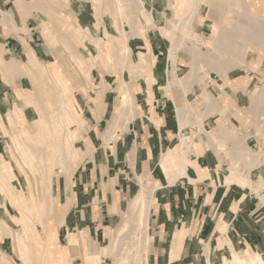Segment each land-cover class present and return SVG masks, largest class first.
<instances>
[{
    "label": "crops",
    "instance_id": "0c3cea01",
    "mask_svg": "<svg viewBox=\"0 0 264 264\" xmlns=\"http://www.w3.org/2000/svg\"><path fill=\"white\" fill-rule=\"evenodd\" d=\"M22 3L23 9H19V4ZM37 3L39 0H0V11L1 8L10 11L17 28L16 31L12 27L11 31L0 18L1 60L17 58L15 61L21 64L23 61L18 57L30 48L38 52L41 60L56 63L47 60L42 33L33 21L37 13ZM72 10L78 11L75 6ZM133 40L135 51L144 50L153 68V71L150 70L151 75L144 76L149 79L128 87V92L132 91V95L135 96L132 108L134 111L139 110L135 111L134 117L130 115L129 107H121L123 121L122 124L119 123L117 131L115 130V136L112 134L108 122L111 121L117 104L122 99L118 86L122 82L127 84L123 73L122 76L120 74L117 76L94 68L91 71L93 85L89 97L85 99L81 97L79 101L75 99L76 108L82 111L84 125L87 128L81 147L82 155L85 157L75 169L69 186L59 182L58 189L56 187L60 203L66 208V217L71 214L68 217L71 226H76L75 224L80 222L84 224L83 229L88 230L96 240L100 236L104 237L109 230L112 231L118 225L128 202L137 196L138 180L151 177L150 183L154 186V192L149 200L152 213L150 236L156 250L150 264H212L209 258H203L202 255L211 251L217 257H222L228 248L225 239L231 244L230 252L232 249L236 251L237 246L251 247L264 261V205L256 203L248 192L238 187L237 183L229 185L224 183V175L220 174L219 167L224 169L229 163L225 161V156L217 151L221 142L225 143L231 151V158L237 161L243 157L238 152L241 148L247 150L254 146V137L246 136L253 133V126L244 121L242 116H238V107L240 105L243 107L238 96L249 100L250 90L234 91L231 96L229 94L230 98L226 99L224 94L228 93L230 87L225 86L226 88L215 92L218 101L213 108L220 110L230 101L234 103L228 107V123L225 125L218 118L220 113L208 114L212 108L208 106L206 107L208 110L201 111L207 113V115L203 113L202 117L205 115V118L201 121L202 117L198 120L196 113L187 108L189 112L185 110V116L186 113L189 114L184 116L186 119L184 123L183 116L180 117L183 121L178 120L179 116L174 110L172 98L174 99L175 92L163 89L164 81H167L166 76L160 75V71L156 69L160 66L162 53L157 54V46L152 41ZM11 76L17 79L16 84L5 83L0 68V96L4 94L11 96L16 93L18 95L20 90H27L22 87L27 77L16 73H12ZM28 80L30 84L31 79ZM197 85L189 87V90H192L187 93H191L187 95L185 93L186 105V102L193 101V93L198 92ZM30 88L31 86L28 87ZM223 101L226 105H222ZM247 103L249 105H244L243 112L249 115L245 109L250 108L251 104L249 101ZM16 106L19 107L18 104ZM197 115L199 116L198 113ZM126 117H130L127 123ZM214 117L217 119L211 120ZM219 125L223 127L224 133L218 135L217 141H221L218 144L209 141L204 134L217 130ZM107 126L110 128L107 129ZM195 134L203 137L197 138L194 142L196 144L190 145L185 155V164L192 171L193 180L185 176L175 179L176 160L181 159L179 137ZM2 143L0 139V157H5ZM5 245L7 243L0 240L1 255H3L1 247ZM221 259L223 261V257Z\"/></svg>",
    "mask_w": 264,
    "mask_h": 264
},
{
    "label": "rangeland",
    "instance_id": "374dc122",
    "mask_svg": "<svg viewBox=\"0 0 264 264\" xmlns=\"http://www.w3.org/2000/svg\"><path fill=\"white\" fill-rule=\"evenodd\" d=\"M144 1L146 3L147 9L150 11L154 26L149 30L150 32L146 31V38L141 37V38H137L136 40L139 41V40L145 39L147 41H152L155 44V46H157V49H158L157 54L158 53H162V54L160 56V66L156 67V69H158L160 71V73H161L160 75L166 76V80L168 78L167 81H164L165 85H163V89H165V90L167 89L166 91H168V92L171 89L173 92H175L174 93L175 95L182 96V98L185 101V97H184L185 94L184 93H185V90H187L186 88L190 85V83H189V81H187L189 84L187 82H185V84L187 86L182 88V89H179L181 87L175 86V85H173V87L169 86V83L170 82L172 83V80H173L171 72L175 71L177 78H179V79L185 78V80H186V78L191 73L190 71L192 70L190 63L193 62V55L190 53L189 49L194 48V46H196L197 50L205 51V49L202 48V46L200 44L193 45L189 41V39L187 37H189L190 35H188V33L189 32L190 33L196 32L197 36H202L203 39H209L213 42V40L210 39L211 38L210 37V35H211L210 26L212 25L215 28L220 26V21L218 19L220 14L218 12H214L211 14L212 18H215L214 23L212 21L211 22L207 21V19H208L207 16L210 14V12H209L210 8L207 6H203L200 9V12H199L200 16H199V19L197 20V22H194L191 25V29H189V30L186 29L187 31L185 30V33H187L185 37L183 34L179 33L178 31L176 32L175 36L177 39H183V38L185 39L183 41L184 42L183 46L185 48H183V46H182L180 51L178 52V61H177L176 68L173 70L172 67H169V69L167 70L166 69L167 49L171 46V43H172V40L170 39V35H169L170 28L172 26V22L179 20L180 19L179 17H181V18L185 17V11H186V9H188L189 3H187V5L185 6V3H184V5L180 4V0H144ZM92 2H93V0H41V1L39 0V3H37V8H36L37 13H36L35 17L33 18L34 19L33 21L37 25L38 30L41 31V33H42L44 46L47 45L46 44L47 40H53V39L55 40L56 39V41L58 42V43L56 42V44L53 45L52 48H48V52H47V56H48L47 60L48 61H56V63L44 62L43 65L45 67L39 68L40 63H38L37 61H31L32 59L28 60V58H25L23 63H21L19 65V67L16 68V70H13V73H16L19 75V72L21 71V69L25 71L26 68H29V66L31 64L35 65L36 67L38 66V68L43 71V73H42L40 70L36 71L35 69L33 70V68H32L34 76L30 80L31 83L29 84V80L27 77V79H25V81H24L25 83L22 86L23 88H26L27 90H20L18 93H20V92L34 93V89L35 88L38 89V91H39L38 96H39V101L41 102V107L43 108L44 112L48 115L53 114L55 109H56V101H55L56 98H55L54 91H52V90L57 88L56 85L49 78V75L54 77V78L59 77V76L63 77V79L69 84L71 92H72V96L70 97V100H71L73 106L75 107V110L79 114H82V111L80 109L76 108L75 99L79 101V98H81V97H82V99L89 97V91L91 89V86L93 85V79L91 77V72L84 74L79 69V67L77 66L79 64H77V63H76L77 65L75 63H74L75 65L73 64V62L74 61L77 62V60L74 59L72 56L74 55L76 57L80 56L83 58H87V57H89L90 52L96 53V50L90 45H88V49H84L80 46V44H77L76 40L73 39L71 34H70V31L72 30V27L70 28V24L72 23L74 25V27H76V28L79 25L82 26L83 28L87 29L89 33H91L90 34L91 36H94L95 38L100 39V40L104 41L105 43L107 42V40L104 38V32L106 30L109 31L110 33L114 34V35L118 34L112 28L111 19L108 17L109 8H108V5L106 4L107 0H104V2L102 3V7H103L104 12L102 13V15H103L102 23L103 24L102 23L100 24V28L96 27L97 20H96V15L94 14L95 9L93 7ZM19 6H20L19 9H23V3L19 4ZM73 6H75L78 9L77 12H73V10H72ZM178 8H179L180 12H179V14H176V9H178ZM152 10H155L156 12L154 11V13H152ZM157 11L159 13H157ZM0 18H1V22H3L6 27L10 28L11 31H13L12 27L15 30L17 29L15 19L13 17V14L10 11H6L5 9L1 8ZM157 18H159V19L157 20ZM141 22L144 24L143 20H141ZM164 29H166V30H164ZM77 30H78V28H77ZM161 30H164V33ZM180 34H181V36H180ZM156 35H157V37H156ZM66 38H67V40H66ZM185 41H187V42H185ZM64 42H66L67 44H64ZM62 43L64 45H62ZM66 45H68V46L66 47ZM72 45L75 47V49H72V48H74ZM128 46L133 50V52L131 53L130 61L127 63L128 67H127V65H125V70H127V71L123 70V74L125 75V82L127 84L132 83V84H128V85L133 86L139 82H144V80L149 79L148 77H144V76L145 75L146 76L151 75L153 68H152L149 56L145 54L144 50L142 52L144 54V57L146 58V62L148 61L149 63L143 64L142 61H139L141 56L137 50L135 51V48H136L135 40L130 39L128 42ZM241 46H242V42L239 40L236 44V47H237V49H239ZM62 47L66 48V50ZM32 50L33 49H31V51ZM65 53H67V54H65ZM23 54H27V51H25ZM14 59H17V58H14ZM18 59L21 61L20 57H18ZM72 59H74V60H72ZM259 59H261V58L258 55V53L250 52L247 56V59H246L247 67L242 66L239 68L236 67V69H234V70L229 69V71L227 72L228 74H226L227 76H225L224 78H222L218 74L217 71L215 72L212 69H210V67H208L206 65L207 61L205 59H201L200 63L205 67V71L201 72V70H199L197 73L199 75L198 78L204 77V78H202L203 81L198 82V80H197V81L193 82L194 83L193 85L199 83L198 84L199 87L197 85L198 92L193 93V96H192L193 101L186 102V103L188 105L191 104L189 106V108L190 107L192 108V109L190 108L191 111L194 110L193 112H195L196 114L197 113L201 114L202 113L201 110L202 111L205 110L208 105L213 106L215 103H217L218 96L215 94V92H217L219 89L220 90L223 89L225 86L230 87V88H228V93L224 94L225 99L230 98L231 93L234 91H239V90L246 91L247 89L250 90V92L248 93V95H249L248 97L249 98L251 97V98L249 100H248V98L245 99L242 96L241 97L238 96V98L240 99V103L243 104V107H242V105H240V107H238V116H242L244 121L245 120H246V122L248 121L247 123L249 125L251 124L253 126V133H248L246 135L247 137H250V136L254 137V142H253L254 146H252V148H250V149H247L248 150L247 152L249 153V155H251V158L248 157V155L246 157L245 155L241 154V156L243 155L244 158L242 157L243 159L240 158V160H237V162H236L231 158V151L229 149H227V147L224 145L220 146L219 149H217V151L219 153H222L223 156H225V158H224L225 161L227 160V163H229V165H230V166L228 165L227 167H224L225 169H223L221 166L219 167V169L221 171L220 174L224 175V183L226 185H229L231 183H238L237 185L241 190L248 192V194L254 198V201L262 206V205H264V202H262V198L264 197V173H263V171H264V156L259 155V154L264 152V90L262 89V88H264V60L261 61V63H260ZM101 62H103V64ZM101 62H100V64H102V65L97 68L99 71H102L103 73H107V74H112V73L115 74V70L113 69L115 67L114 65L106 64L105 61H101ZM228 63L229 62H226V64H228ZM229 65H231V63H229ZM110 66H111V68H110ZM107 67H109V68H107ZM75 68L76 69L78 68V69L76 70ZM150 70H152V71H150ZM141 71H143V73ZM168 71L170 72V74H168ZM210 71H212V72H210ZM139 72L141 73V75ZM204 73H206V75ZM185 75H186V77H185ZM68 76H69V78H68ZM208 76H209V78H208ZM8 77H9V82H11L13 84L15 83V80H17L15 78H13L11 76V74ZM11 77L13 78V80L14 79L15 80L13 81ZM247 77L250 78L251 84L249 83L248 84L249 86L244 88L243 84H240L239 82H240V79L247 78ZM152 79L153 78H151V80ZM27 80H28V82H27ZM112 81H113V79H111V83H112ZM71 82H73V83H71ZM204 82H205V84H204ZM84 84H85V86H84ZM239 84L241 86H239ZM205 85L207 87H205ZM13 86L15 87V85H13ZM30 86H31V88L28 89V87H30ZM34 86H35V88H33ZM190 86L192 87V84ZM189 87H188V90H189ZM257 88H259V89H257ZM204 89H205L206 93L208 92L211 94V96L213 97L215 102L210 103L209 101H207V98L206 99L203 98L205 92H204V94L202 92L204 91ZM188 90H187V92H188ZM190 90H192V89H190ZM255 91H258V93L254 94ZM229 94H230V96H229ZM16 95H17V93L11 94V96L8 95L9 97L7 96V94L0 96V104L4 103V105L7 107V109L10 110V112L14 111L11 108L13 105H14L13 107H16V104H18V106H19L18 108L23 109L24 106L20 105L19 96L18 95L16 96ZM45 98H47V99H45ZM259 98H261V100H260L261 102H259ZM252 99H254L255 102H253ZM248 101L250 102L251 106H249L250 108H247L245 110L248 112L249 115H247L245 112H243L244 105H249L247 103ZM173 102H174V110H175L174 99H173ZM12 103H14V104H12ZM224 103H226V102L223 101L222 105H226ZM255 103H256V105H255ZM229 104L226 105L227 108H226V106H224L225 108H221L220 110L216 109L214 107L213 108L214 112H211V110H212V108H211V110L208 114L220 113V117H218V118L220 119V121H223V123H224L223 125H225L226 123H228L227 122V119L229 116V112H228L229 108L228 107H231L232 104H234V103H233V101L232 102L230 101ZM252 104H253V106H252ZM193 106H195V108ZM187 107L188 106L186 105V108ZM3 108H5V107H3ZM256 108H258V111H256L257 110ZM197 109H198V111H197ZM24 110L26 112L23 111V115L28 117V118L25 117L28 123H32L34 120H36L38 118V113L36 112V110L34 108H32V107L24 108ZM256 113H257V115H256ZM244 114H246V116ZM255 116H258V117L256 118ZM216 117L212 118L211 120H213V121L216 120L217 119ZM261 117L263 120L261 119ZM129 118L126 117L127 122L129 121ZM202 118L200 119V121L203 120ZM254 119H255V121H254ZM122 121L123 120L118 121L117 122L118 125ZM117 123H116L115 127L113 128L112 134H115V128L117 127ZM117 128H119V127H117ZM20 129H21L20 125H18V124H17V128L9 127L10 134H14V133L18 132ZM11 130H14V132ZM86 130H87V128L85 127V125L81 129H79L78 133H77V138L75 139V142L73 143L76 150H78V154H80V157H79L80 162L78 163L79 159H77L78 161H76V163H78V164H80L81 161L83 160V158L85 157L82 155L81 147L83 146V142H84L83 136L86 133ZM205 134H207V133H205ZM6 135L7 134L5 133V131L2 129V127L0 125V139L2 142L5 143V144L2 143L5 157H3V156H1V157H3L4 159H6L7 161H9L13 164L15 173L18 174V177H19L21 175L22 171H20L21 169H20V165L18 164V162L16 160L15 161L12 160V158L10 157V155L8 153V148H9L8 146H9L10 141L8 139H6ZM197 135L198 134L188 136V137H190L191 142H192L191 146L195 145V143H194L195 139L199 138L200 134L198 136ZM201 137H203V136H201ZM177 149H178V147H177ZM244 149L241 148L240 151L245 153ZM188 150H189V147H186V154H187ZM252 156H256V158L260 161L261 164L254 165L252 163V161H254L255 157H252ZM1 157H0V161L2 160ZM245 157H246V159H245ZM19 158H20V156H19ZM230 159H231V161H230ZM261 159H263V160L261 161ZM183 160L185 162V156L183 157ZM232 161H234L235 164ZM177 163H178V159L176 160L175 168L178 167ZM233 167L238 168V170L240 171L239 174H241L242 177H244V178L247 177V179L250 181L252 180L251 181V187L252 188L254 187L253 191H252V189H250V187H248L246 184H244L245 183L244 181L236 179V178H234V176L231 175L232 171H233ZM160 169H161V167H160ZM23 170L25 171V174H23L21 176V178H17L15 180H12V183H10L8 180H6L2 183L0 182V223H2V225H3V229H1V227H0V240L2 242L7 243V245L1 247L3 255H1V253H0V264H8V263L21 264V259L23 257H26L27 259H29L31 264H61V263L62 264H87V263L88 264H96L93 261V259L96 257L95 256L96 254H95V252H92V251L91 252L89 251L87 253V257L89 258L87 263H83V258L85 257V251H84L83 247L81 249L77 248V250H75V251H70L69 255L62 259V257L59 254V251L62 249V246L64 248L69 247L70 246L69 243H70V244H72L71 246L75 247V249H76V245H75L76 242L75 241L69 242L67 240L66 236H68L67 234L69 231L74 232L77 237L79 236V232L86 231L88 237H90V238L86 237L83 239V242L85 243L84 245L89 247L90 249H94V248L99 247V249L101 250L100 252L103 254V255H101V257L103 258L101 263L102 264H113V262H114L113 257L107 255V253L108 252L115 253L118 250V248L120 247L122 242L117 240V241H114L112 246H110V243L108 242V235L111 232L110 230L105 234L106 237L100 236L98 238V240H96L88 230L83 229V227H84L83 223L80 224V222H79V223L75 224L76 226H71L70 221L68 220V217H70L71 214L68 217H66V215H65L66 209L64 206L61 205L59 195H58V193H56V191H54L52 193L55 196V198H57L56 200L58 203L55 207V211L51 215L48 214L49 211H48L47 202L43 198L42 203L40 204L41 207H38L35 211H33L34 213L30 214V218L26 219L27 222L29 223V226L26 227L24 224H21V223L15 221L16 218L17 219L21 218V212L19 211L18 208H26V205H24V203H22L20 198H19V194L21 191L23 193L26 190L24 194H26V195L27 194H31V195L34 194L36 197H38L40 191L43 194V193H47V191L49 190L48 186L45 183L43 185H41L40 187H39V185H37L38 179H40V176H39L40 173H36L34 171L35 173L33 175L32 174L28 175L26 173L27 169L23 168ZM32 170H30V171H32ZM245 173H246V175H245ZM161 175L164 176V174H162V173H161ZM156 176H157V174H156ZM185 177L189 178L190 180H193L192 171L190 170L189 167H188V173H187V175H185ZM175 179H177V178H175ZM59 180L60 179L57 178V189H58V185H59ZM150 180H151V177L150 178L145 177V178H140L137 182L138 183L137 184L138 194L140 193L141 188H145V194H146L145 196H146V199L148 201L151 200L150 197L152 196V194L154 192V190H153L154 186L151 185ZM9 186H11L12 188L9 189ZM29 186H30V188H29ZM138 194H137V196H135V198L138 197ZM16 197H18V198H16ZM135 198H133L132 201L128 202V204H127V206L123 212L122 218L120 219L118 225L116 227H114L112 230H115L118 227H120L124 220H128V218L132 220L131 217H133L135 215L134 211H136L135 208L132 207V203L134 202ZM10 199H18L19 202L9 204ZM29 205L30 206L32 205L31 202ZM151 215H152V213H151V208H150L149 214H148V226L149 227H148V232H147L148 237H149V245H148L147 252H144L142 254L143 261L146 262L148 260L149 264H150V261L152 260V258L154 257V255H155L154 251L156 250L155 244L153 242V238L150 236V218H151ZM53 222L55 223L56 226H60L59 227L60 235H59V233H57L55 235L54 234L52 235V233H51V236L49 235L50 244L47 245L48 240L46 242L45 230L47 228H49L50 226H54ZM73 223H75V222L73 221ZM139 232H140V234H139ZM126 234L127 235L132 234L137 239H139L143 236L144 232L142 230L138 229L137 224L135 223V224H132L130 226V228H128V230L126 231ZM76 238H73V239H76ZM225 242H226L228 248H227V252L223 253V255H222L223 260H224V258H227L228 260H230L232 253L236 252V251L242 252L245 250H251V252L257 253V252H254L251 249V247L245 248L242 246H237V248H235L236 251H234L232 249V253H231L229 251L230 250L229 247H231L230 242H228L226 239H225ZM128 243H129L128 241L123 242V244H128ZM7 249H8V251H7ZM202 257L203 258H205V257L209 258V261H211L212 264H218V263L220 264L221 262H222V264L224 263V261H222V259H221L222 258L221 256H220L221 258L217 257L216 254H212L211 251H210V253L207 251L205 255H202ZM5 259L7 260V262L5 261ZM61 259L63 262H61Z\"/></svg>",
    "mask_w": 264,
    "mask_h": 264
},
{
    "label": "bare ground",
    "instance_id": "6f19581e",
    "mask_svg": "<svg viewBox=\"0 0 264 264\" xmlns=\"http://www.w3.org/2000/svg\"><path fill=\"white\" fill-rule=\"evenodd\" d=\"M103 2H104V0H93V2H92L93 7L95 9L94 14L96 15V20H97L96 27L97 28H100V24L102 23V17H103L102 13L104 12L103 7H102ZM184 3H185V6L187 5V3H189L188 9H186V11H185V17H182V18L179 17L180 18L179 20L172 22V26L170 28L169 35H170V39L172 40V43H171V46L167 49V60H166V69L167 70L169 69V67H172L173 70L176 68L177 61H178V52L180 51L181 47L184 45L183 41L185 39L184 38L183 39H177L175 36L176 32L178 31L179 33L183 34L185 37L187 34V33H185V30L191 29V25L194 22H197V20L199 19V16H200V14H199L200 9L203 6H207L210 8V11H209L210 16L209 15L207 16L208 17L207 21H210V22L212 21L214 23L215 18H212L211 14L214 12H218L220 14V16L218 17V19L220 21V26L216 27V28L213 27L212 25L210 26V28H211V35H210L211 38L210 39H212L213 42L209 39H203L202 36H197L196 32L190 33L188 31L190 33V34L188 33V35H190V36L187 37L189 39V41L193 45L200 44L202 46V48L205 49V51L197 50L196 46H194V48H190L189 51L193 55V62L190 63V65L192 67V70L190 71L191 72L190 75L186 78V80H185V78L179 79L176 77L175 71H172L171 75L173 77V80H172V83L171 82L169 83V86L173 87V85H175V86L181 87L179 89H182L185 87V85H186L185 82H187V81H189L190 85L192 84V86L194 84L193 81L194 82L197 80H198V82L203 81L202 78H204V77L198 78L199 76L197 73L199 70H201V72L205 71V67L200 63L201 59H205L207 61L206 65L208 67H210V69H212L213 71H215V72L217 71L218 74L222 78L227 76L226 74H228L227 72L229 71V69L234 70V69H236V67H238V68L242 67V66L247 67L246 59H247V56L250 52L258 53V55L261 58V59H259L260 63H261V61L264 60V0H180L181 5H184ZM106 4L108 5V8H109L108 17L111 19L112 28L114 29L115 32L118 33V34L114 35V34H112L106 30L104 32V38L107 40L106 43L100 39L95 38L94 36H91L90 35L91 33H89L88 30L83 28L82 26L79 25L77 27L78 28V30H77V28L74 27V25L72 23H71L72 25L70 24V28L72 27L70 34H71L72 38L76 40L77 44H80V46L84 49H88V45H90L96 50V53L90 52V55L87 58H83L80 56L76 57L74 55L73 56L71 55L74 59L77 60V62L74 61L73 64L74 63L79 64V65H77V64L76 65L79 67V69L84 74L90 73L94 68L100 67L103 64V62H101V61H105L106 64H112L115 66V67L113 66L114 67L113 69L115 70V75H117V76H119V74L121 75L123 73V70H125V65H127V63L130 61L131 53L133 52V50L128 46L129 40L130 39H137V38H141V37L146 38V31H149L154 26L150 11L147 9L146 3L144 0H107ZM179 12H180L179 8L176 9V14H179ZM140 19L144 21V24L141 22ZM158 19L159 18H157V20ZM164 30H166V29H164ZM164 30H161V31L164 33ZM181 34H180V36H181ZM156 37H157V35H156ZM66 40H67V38H66ZM239 40L242 42V46L239 49H237L236 44ZM56 42H57L56 39L55 40L54 39L53 40H47V42H46L47 47L43 45V49H44L46 54L48 52V48H52L53 45L56 44ZM66 42H64V44H67ZM185 42H187V41H185ZM64 44L62 43V45H64ZM67 46L68 45H66V47ZM62 48H64V47H62ZM183 48H185V47L183 46ZM64 49L66 50V48H64ZM72 49H75V47ZM25 51H27V54H23L20 56L22 61H24L25 58H28V60L32 59L31 61H37L38 63H40L39 68L45 67L43 65L45 61L41 60L42 57L38 55L37 51H35L34 49L31 51L30 48H28ZM142 51L143 50L138 51V53H140V56H141L139 61H142L143 64L144 63L148 64L149 62L148 61L146 62V58L144 57V54ZM65 54H67V53H65ZM44 58H46V57H44ZM74 59H72V60H74ZM100 62L102 64H100ZM226 62L231 63V65H229V63L226 64ZM18 65H20V64H17V62L15 61L14 58H12L8 61H5L4 59L1 60V57H0V67L3 71L5 83L9 84V77L8 76H10V74L13 73V70H16V68H18ZM127 67H128V65H127ZM32 68H33V70L35 69L36 71L40 70L38 68V66L36 67L35 65L31 64L29 66V68H26L25 71L21 69V71L19 72V76L28 77L29 79L33 78L34 74H33ZM107 68H109V67H107ZM110 68H111V66H110ZM40 71L43 73L42 70H40ZM125 71H127V70H125ZM141 72L143 73V71H141ZM210 72H212V71H210ZM168 74H170L169 71H168ZM204 74L206 75V73H204ZM140 75H141V73H140ZM49 78L57 87L56 89L52 90V91H54L55 98H56V100H55L56 101V109H55L53 114L48 115L44 112L43 108L41 107V102L39 101V96H38L39 91H38V89L35 88V86L33 87V88H35L34 93H29V92L18 93V96L20 99V101H19L20 105L24 106V108L32 107L38 113V118L36 120H34L32 123H28L25 116L23 115L24 108L21 109V108H18L16 106L14 111L10 112V110L7 109V107L4 105V103L0 104V125H1L2 129L5 131V133L7 134L6 139H8L10 141L9 146H8L9 147L8 153H9L10 157L12 158V160H14V161L16 160L18 162V164L20 165V169H21L20 171H22L21 175L18 177V174L15 173L13 164L11 162L7 161L6 159H4L3 157H1L2 160L0 161V182L2 183L4 181L8 180L10 183H12V180H15L17 178H21V176L23 174H25V171L23 170V168H24V169H27L26 173L28 175L29 174L33 175L35 172L40 173L39 174L40 179H38L37 185H39V187H40L41 185H43L45 183L49 189L47 191V193H43V194L40 191L38 197H36L34 194H32V195L31 194H27V195L24 194L26 190L23 193H22V191L20 192L19 198H20L21 202L24 203V205H26V208H18L19 211L21 212V218H18V219L16 218L15 221L19 222L21 224H24L26 227L29 226V223L27 222L26 219H29L30 214L34 213L33 211H35L38 207H41L40 204L42 203L43 198L47 202L48 211H49L48 214L51 215L55 211V207H56L58 202L56 200L57 198H55V196L53 195L52 192L56 191L57 178L60 179L59 182L63 183L65 186L68 187L69 182H71V177L75 173L74 171L77 168V166L79 165L78 163L80 162V159H79L80 154H78V150H76L73 143L75 142V139L77 138L78 130L84 126L85 121L82 117V114H79L75 110V107L73 106V104L70 100V97L72 96V92H71L69 84L63 79V77H60V76L54 78V77L49 75ZM68 78H69V76H68ZM208 78H209V76H208ZM249 79L250 78H243L240 80L239 83L243 84V86H247L251 81ZM12 80H13V78H12ZM167 80H168V78H167ZM71 83H73V82H71ZM128 84H132V83H128ZM128 84H125L124 82H122L118 86L119 87L118 91L120 92L119 94L122 95V99L119 100L117 107L115 109V112L112 116V119L110 122H108V123H110L109 125H111L110 126L111 128L113 126H115L116 123L118 122V120L119 119L121 120V116H123L122 115L123 110L121 109V107H125V108L129 107L130 108L129 113L132 117H134L135 111H139L137 108H136L137 110H135V111L132 108L134 106V103H135L134 102L135 96L132 95L133 92L131 90L130 91L132 93L128 92V90H129ZM204 84H205V82H204ZM206 85H205V87H207ZM84 86H85V84H84ZM188 87L186 88L187 90H188ZM198 87H199V85H198ZM106 89H108V88L106 87ZM257 89H259V88H257ZM262 89L264 90V88H262ZM148 90H150V89H148ZM187 90H185L186 95L191 93V92L187 93ZM204 91H205V89H204ZM256 93H258V91H255L254 94H256ZM203 98H205V99L207 98V101H209L210 103L215 102L213 97L211 96V94L208 92L206 93V91H205ZM261 98H259V102H261L260 101ZM45 99H47V98H45ZM172 100H173V98H172ZM252 100H253V102H255L254 99H252ZM174 101H175V112L179 116L178 120L180 119V117L183 116L184 123H185V121H186L185 117L189 114V113L188 114L186 113V116H185V110H187V108L190 109L191 107L189 108V106L191 104L190 105L187 104L188 107L186 108V106H185L186 100L184 101L182 96H178V95H174ZM253 104H252V106H253ZM255 105H256V103H255ZM211 106L208 105V107H211ZM3 107H5V108H3ZM193 107L195 108V106H193ZM256 109H257L256 111H258V108H256ZM206 110H208V109H205V111ZM187 111L189 112V110H187ZM193 111L194 110H192V112ZM197 111H198V109H197ZM125 112H127V111H125ZM211 112H214L213 107H212ZM203 113L199 114L200 116L195 114L197 116V119L201 118ZM205 115H207V113ZM205 115L202 119L205 118ZM256 115H257V113H256ZM255 117L257 118L258 116H255ZM261 119H262V117H261ZM131 120H133V119H131ZM181 121H183V120H181ZM254 121H255V119H254ZM126 123H127V121H126ZM184 123L182 122V124H184ZM17 124L20 125L21 129L14 134H10L9 127L17 128ZM110 127L107 126V129ZM117 127H119L118 123H117ZM183 127L185 128L184 125H183ZM183 127H181L182 130H183ZM116 128H115V130L117 131L118 128L117 129ZM107 129H106V131L108 132ZM222 130H223V127L219 125V128H217V130H214V131L207 133V134H204V135H206L208 140L210 139L209 141H215V143L216 142L218 143L220 141V140L217 141L218 135L221 136L222 132L224 133V130L223 131ZM11 131L14 132V130H11ZM111 131H113V130L111 129ZM111 131H110V133H111ZM106 135H107V133H106ZM224 135H226V134H224ZM114 136H115V134H114ZM113 137H111V138H113ZM228 137L229 136H227L226 139H228ZM199 138H201V136ZM222 138H223V136H222ZM231 139H232V137H231ZM195 140H197V139H195ZM112 141H113V139L111 140V142ZM107 142H109V141H107ZM178 143H179V147L181 149V159L177 163L178 167H177V171L175 172L176 178H179L182 176L184 177L188 173V166L185 164L183 157L186 155V147H190L192 142H191L190 137H188L186 135H180ZM87 144H89V142H87ZM210 145H212V144H210ZM223 145L225 146V143L222 144V142H221V144L219 146H223ZM88 149H89V147L86 148V150H88ZM227 149H228V147H227ZM238 152L245 155L246 157L248 155V157L251 158V155H249L247 150H245V153H243L240 150ZM259 155L264 156V152L259 154ZM19 156H20V158H19ZM246 157H245V159H246ZM252 157H255L254 161H252V163L254 165L261 164L260 161L256 158V156H252ZM243 158H244V156H243ZM243 158L241 157V159H243ZM77 159H79V161ZM262 160L263 159H261V161ZM76 161H78V163H76ZM230 161H231V159H230ZM232 162L234 163V161H232ZM30 170H32V171H30ZM238 171L239 170L237 167H233V171H232L231 175L234 176V178H236V179L244 181L245 182L244 184H246L248 187H250V189H252V191H253L254 187L253 188L251 187V181L252 180L250 181L247 179V177L246 178L242 177L241 174H239L240 171L239 172ZM263 173H264V171H263ZM245 175H246V173H245ZM58 187H59V185H58ZM67 187H66V189H67ZM10 188H12V187L9 186V189ZM29 188H30V186H29ZM145 195H146L145 194V188H141V191L138 194V197L135 198L134 202L132 203V207L135 208V210H136V211H134L135 215L133 217H131L132 220L129 218H128V220H124L120 227H118L115 230H112L110 232V234L108 235V242L110 243V246H112L114 241L119 240L120 242H122L120 247L118 248V250L115 253H112V252L107 253V255L113 257V260H114L113 264H149V261L147 260L146 262H144L143 257H142V254L144 252H147L148 245H149V237H148L147 232H148V227H149L148 226V213H149V208H150V202L146 199ZM65 196H66V194H65ZM16 198H18V197H16ZM15 202L16 203L19 202L18 199H10L9 200V204H13ZM30 202L32 204L31 206L29 205ZM262 202H264V197L262 198ZM67 209H68V207H67ZM135 223L137 224V228L144 232L143 236L139 239H137L132 234H129V235L126 234V231L128 230V228H130V226L132 224H135ZM53 225L54 226H50L49 228H47L45 230L46 242L48 240L47 245L50 244L49 235L51 236V233H52V235L59 233V227L60 226H56L54 222H53ZM0 227H1V229H3L2 223H0ZM139 234H140V232H139ZM67 235L68 236H66V237H67V240L69 242H74V241L76 242V244H75L76 249H75V247L71 246L72 244H70V243H69V245H70L69 247L64 248L62 246V249L59 251V254L62 257V259L64 257L68 256L70 251H75V250H77V248L81 249L83 247V249L85 251V257L83 258V263H87V261L89 259L87 257V253L89 251L90 252L92 251V252H95V254H96L95 255L96 257L93 259V261L96 264H102L101 262H102L103 258L101 257V255H103V254L100 252L101 250L99 249V247L94 248V249H90L89 247L84 245L85 243L83 242V239L88 237L86 231L79 232L78 237L72 231H69ZM72 237L73 238L77 237V238L73 239ZM88 238H90V237H88ZM126 241H128L129 243L123 244V242H126ZM62 259H61V262H63ZM5 261L7 262L6 259H5ZM223 261H224L223 264H264L262 257L258 253L251 252V250H245L242 252H237V251L233 252L230 260H228L227 258H224ZM8 264H11V263H8ZM21 264H31V262L26 257H23L21 259Z\"/></svg>",
    "mask_w": 264,
    "mask_h": 264
}]
</instances>
